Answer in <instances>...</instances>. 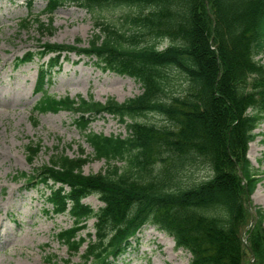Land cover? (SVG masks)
Instances as JSON below:
<instances>
[{
	"label": "trees",
	"instance_id": "obj_1",
	"mask_svg": "<svg viewBox=\"0 0 264 264\" xmlns=\"http://www.w3.org/2000/svg\"><path fill=\"white\" fill-rule=\"evenodd\" d=\"M46 1L49 24L34 20L41 31L52 30L53 14L69 4L89 12L120 6L137 11L126 17L128 29L96 22L88 47L44 44L16 64L49 56L39 67L34 123L36 115L74 114L94 158L108 165L84 174L91 158L83 149L77 158L57 150L48 164L16 177L25 189L48 188L50 212L71 217L73 226L57 234L69 255L85 247V263L114 264L145 226L154 225L192 255L190 264H264V211L255 208L250 224L247 202L262 180L248 151L264 123V64L256 60L264 54V0ZM144 37L154 42L143 44ZM70 53L97 59L99 69L134 79L143 92L123 103L50 94L54 74ZM175 73L182 83L173 93ZM149 113L171 126L137 120ZM105 115L126 125L128 135L92 131L91 124ZM42 148L41 141L25 147L29 164ZM200 164L210 175L184 181ZM92 195L103 203L98 211L84 203ZM92 219L95 233L84 237ZM47 262L59 264L55 255Z\"/></svg>",
	"mask_w": 264,
	"mask_h": 264
},
{
	"label": "rangeland",
	"instance_id": "obj_2",
	"mask_svg": "<svg viewBox=\"0 0 264 264\" xmlns=\"http://www.w3.org/2000/svg\"><path fill=\"white\" fill-rule=\"evenodd\" d=\"M46 7V0H35L31 6L27 0H0V264H49L47 257L50 255H55L59 264H66L69 259V264H92L85 263L82 258L85 247L71 257L67 247L59 242L57 234L71 228L73 220L67 214L54 216L50 212L46 203L49 189L40 185L27 190L24 180L16 177L21 172L31 174L61 151L77 158L83 149L91 158L83 169L84 174L104 172L108 167L106 160L94 158L93 149L73 123L74 114L64 111L36 115L37 124L34 123L33 108L41 97V94H35L39 67L49 60V56L42 60L36 58L34 62L17 68L18 59L30 51L40 50L44 44L88 47L96 22L128 29L130 25L126 17L137 12L135 8L126 6L89 12L69 4L53 14L52 30L41 31L34 20L39 17L49 24V16L43 14ZM24 21L30 23L27 28L22 26ZM147 42L154 41L150 37L141 41L143 44ZM166 46L167 42L161 49ZM256 60L264 64V54ZM96 61L75 53L64 54L62 67L57 68L49 93L58 98L80 96L85 99L93 97L103 103L108 99L123 103L143 92L134 79L101 70L95 65ZM173 75L174 93L180 90L182 77L177 73ZM137 120L158 127L171 126L165 117L155 113ZM90 128L106 136L128 135L126 125L108 115L98 118ZM256 133L258 136L249 146L248 158L261 173L262 180L247 201L251 222L252 219L255 221V208L264 211V123ZM39 141L43 148L31 165L27 161L25 147ZM119 166L123 167L124 163H119ZM209 175L206 165L200 164L187 173L184 181L199 182ZM84 203L96 211L103 206L96 195L88 197ZM89 233H95L94 219L88 222L83 236ZM247 257L250 259V253ZM191 260L192 255L178 249L166 232L158 226L147 225L114 264H190Z\"/></svg>",
	"mask_w": 264,
	"mask_h": 264
},
{
	"label": "water",
	"instance_id": "obj_3",
	"mask_svg": "<svg viewBox=\"0 0 264 264\" xmlns=\"http://www.w3.org/2000/svg\"><path fill=\"white\" fill-rule=\"evenodd\" d=\"M252 222H253V219H252ZM252 259H253V257H252Z\"/></svg>",
	"mask_w": 264,
	"mask_h": 264
}]
</instances>
